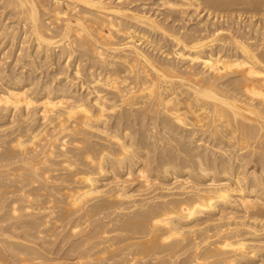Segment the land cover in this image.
I'll use <instances>...</instances> for the list:
<instances>
[{
  "label": "bare ground",
  "instance_id": "1",
  "mask_svg": "<svg viewBox=\"0 0 264 264\" xmlns=\"http://www.w3.org/2000/svg\"><path fill=\"white\" fill-rule=\"evenodd\" d=\"M249 6L0 0V264H264Z\"/></svg>",
  "mask_w": 264,
  "mask_h": 264
},
{
  "label": "rangeland",
  "instance_id": "2",
  "mask_svg": "<svg viewBox=\"0 0 264 264\" xmlns=\"http://www.w3.org/2000/svg\"><path fill=\"white\" fill-rule=\"evenodd\" d=\"M144 1H148V2H149L150 0H144ZM146 4H148V3H146ZM251 7H253V6H251ZM248 8H249V9H247V10H249L248 12H246L247 10H242L243 12H242L241 15H240V17H242L241 19H242L243 21H246V22H247L250 18H251V19L253 18V17H251V13L254 12V11H256L255 9L250 8V6H249ZM222 11H223V13H226L227 10H225V11L222 10ZM229 12H230V11H229ZM190 13H192V12L190 11ZM201 13H203V12H201ZM223 13L221 12V14H223ZM233 13L235 14V11H234ZM248 13H249V14H248ZM204 14H205V13H204ZM252 14H253V13H252ZM185 15H186L185 13H184V14L181 13V15L179 14L178 17H180V16H181V17L184 16V18H185ZM243 15H244V17H243ZM160 16H161V14L159 15V17H160ZM205 16H206V14H205ZM205 16H204V17H205ZM249 16H250V17H249ZM253 16H254L253 20H255V21H259L260 23H263V21H264V14H263L262 16H260V15H259V16H258V15H256V16L253 15ZM257 16H258V17H257ZM181 17H180V19H181ZM248 17H249V18H248ZM184 18H182V19H184ZM191 18H192V17H191ZM185 20H186V19H185ZM185 20H183L184 22H182V20H181V22H182L181 24H184L185 22H187V20H186V21H185ZM190 20H191V21H190L191 23H190L189 21L187 22V23L189 24V26H191V24H192L196 19L193 18V19H190ZM192 21H193V22H192ZM177 23H179V22L177 21ZM254 39H255V38H254ZM162 40H164V39H162ZM162 40H161V41H162ZM164 42H166V40H164V41L161 42V43L164 44L165 46L168 44V45L166 46V48H167V47L169 46V43L166 42V43H167V44H166V43H164ZM1 46H3V44L0 45V47H1ZM165 46H164V47H165ZM7 48H8V47L6 46V47H5V50H6ZM13 48H14V47H13ZM13 48H12V49H13ZM12 49L10 50V48H9V50L12 51L13 53L10 52V51H8V49H7V52H8V53L10 52V53H9V57H10V58H9V57H6V58H9V60L6 59L7 62H6V60L4 59V62H6V64L8 63V61L10 62V60H12V57H13L12 55L14 54V50H12ZM8 53H7L6 55H8ZM16 53H18V52H16ZM11 54H12V55H11ZM15 55H16V54H15ZM15 55H14V56H15ZM16 56H17V55H16ZM16 56H15V57H16ZM82 77L85 78L84 75H83ZM83 78H81V79H83ZM84 86H85V85H84ZM169 179H170V180H169ZM172 179H173V178H171V176H170L168 179H166V182H170V181L172 182V181H173ZM181 255H182V254H178V255H176L175 258H173V262H176V261H177V262L174 263V264H179L178 261H179L180 258L183 256V255H182V256H181ZM175 259H176V260H175ZM173 262H171L170 264H173Z\"/></svg>",
  "mask_w": 264,
  "mask_h": 264
}]
</instances>
